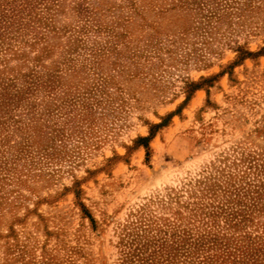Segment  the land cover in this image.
<instances>
[{
  "label": "rangeland",
  "instance_id": "obj_1",
  "mask_svg": "<svg viewBox=\"0 0 264 264\" xmlns=\"http://www.w3.org/2000/svg\"><path fill=\"white\" fill-rule=\"evenodd\" d=\"M36 2L0 54V264H118L264 159V0Z\"/></svg>",
  "mask_w": 264,
  "mask_h": 264
},
{
  "label": "trees",
  "instance_id": "obj_2",
  "mask_svg": "<svg viewBox=\"0 0 264 264\" xmlns=\"http://www.w3.org/2000/svg\"><path fill=\"white\" fill-rule=\"evenodd\" d=\"M33 3L0 0V54L9 34L28 27ZM204 193L208 199L195 208L202 216L193 214L201 220L192 227L137 221L124 231L118 264H264V221L257 219L264 217V159L246 162L237 182L229 175Z\"/></svg>",
  "mask_w": 264,
  "mask_h": 264
}]
</instances>
